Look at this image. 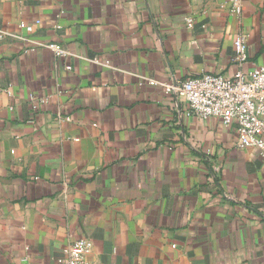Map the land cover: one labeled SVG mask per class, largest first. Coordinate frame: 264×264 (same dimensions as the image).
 <instances>
[{"label": "crops", "instance_id": "crops-1", "mask_svg": "<svg viewBox=\"0 0 264 264\" xmlns=\"http://www.w3.org/2000/svg\"><path fill=\"white\" fill-rule=\"evenodd\" d=\"M242 4L0 0V264L81 237L95 264H264L258 151L166 90L264 65V0Z\"/></svg>", "mask_w": 264, "mask_h": 264}, {"label": "built area", "instance_id": "built-area-1", "mask_svg": "<svg viewBox=\"0 0 264 264\" xmlns=\"http://www.w3.org/2000/svg\"><path fill=\"white\" fill-rule=\"evenodd\" d=\"M191 3L195 0H186ZM229 13L240 16L242 0H226ZM35 25L40 20L34 21ZM191 21L188 25H191ZM23 27V25H20ZM25 27V26H24ZM28 31L32 26L26 27ZM2 37V33H0ZM233 60L239 66L246 62V42L241 36L235 38ZM51 49L56 56H66L67 51L58 43L34 41L33 47ZM71 69L70 65H66ZM149 83H152L147 79ZM168 92L176 93L187 104L195 117L206 119L216 117L225 126L235 125L237 145L240 148H255L264 163V65L251 69L239 67L232 75L203 73L189 77L179 83L166 85ZM44 98L33 104L36 108ZM92 241L81 237L74 239L57 257L56 264H95L88 258Z\"/></svg>", "mask_w": 264, "mask_h": 264}]
</instances>
